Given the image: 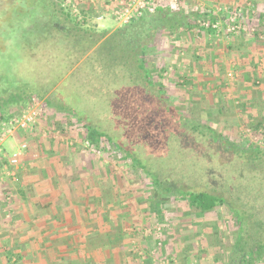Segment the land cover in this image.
Instances as JSON below:
<instances>
[{"label": "rangeland", "instance_id": "1", "mask_svg": "<svg viewBox=\"0 0 264 264\" xmlns=\"http://www.w3.org/2000/svg\"><path fill=\"white\" fill-rule=\"evenodd\" d=\"M58 1L77 21H84L80 26L93 39L103 40L122 28L110 14L109 0L103 4L101 0ZM38 3L39 0H0V8L7 9L0 17V75L10 84L18 79L24 82L41 77L44 81L43 77H47L46 85L53 86L55 99L51 107L40 100L24 106H8L6 113L11 117L30 105L42 111L28 130L17 129L6 137L1 148L10 156L24 143L22 156L30 149L36 154H30L34 162L64 159L70 162L64 170L66 173L72 176L73 171L77 179L85 178L87 191L94 198L100 195L101 200L100 206L91 205V212L95 216L102 212L104 223H108L107 232L118 230V233L109 232L108 237H122L109 247L107 257L102 253V261L142 264L147 259L149 264H229L235 257L232 244L236 235L231 215L218 207L201 217H193L185 201L176 198L161 206L155 204L147 176L124 158L121 148L127 149L148 172L169 178L175 166L180 169L189 156L179 146L180 141L172 144L168 134L158 129L155 119L153 127H147L144 133L150 134L147 130L153 135L157 133L162 146L156 147L151 139H143L138 117L131 121L139 136L137 144L129 143L134 136L129 138L124 133L123 102L114 109V112L121 110L120 119L112 115L110 104L114 89L125 82L123 71H117L114 76L112 70L104 68L97 75L88 67L76 70L70 77V72L60 75L64 67L57 60L32 61L22 51L18 41L23 33L21 25L38 18ZM159 7L167 9L170 16L179 13L187 17L188 23L196 20L208 23L213 19L216 23L213 32L205 28H195L190 33L179 29L165 36L155 33L152 37L154 50L150 61L155 67L166 69L162 82L172 103L194 123L209 127L236 147L264 149V18L260 19V15L264 17V0H175L173 3L164 0ZM128 109L133 110L134 106L128 105ZM67 110H76L82 121L69 116ZM85 121L109 139L102 138L96 147L88 148L83 140ZM255 124L260 127L254 129ZM159 127L163 129L161 124ZM53 144L55 152L48 150ZM60 151L65 155L61 156ZM233 159L230 169L241 171L245 176L241 180L243 185H249L252 191L256 174L264 177V159L256 167H251L245 159ZM21 161L17 167L8 165V171L17 172V182L21 180V169L27 172L29 167L28 162ZM58 178L56 185L62 179ZM192 183L196 181L182 179L180 185ZM254 187L257 190L256 184ZM252 195L247 196L253 198ZM256 264H264V259Z\"/></svg>", "mask_w": 264, "mask_h": 264}, {"label": "trees", "instance_id": "2", "mask_svg": "<svg viewBox=\"0 0 264 264\" xmlns=\"http://www.w3.org/2000/svg\"><path fill=\"white\" fill-rule=\"evenodd\" d=\"M38 4V18L21 25L23 33L18 39L22 51L29 59H55L64 67V72L60 75L70 72V77L75 75L76 70L88 67L93 68L97 75L104 68L112 70L114 76L117 71H123L125 82L114 89L110 104L112 115L120 119L121 110L114 112V109L123 102L124 133H128L129 138L130 135L134 136L133 139L128 138L129 143L137 144L139 136L136 134L137 129L133 130L135 125L131 121L138 117V126L145 136L143 139H151L156 147L162 146L157 133L153 135L150 130H147L150 134L144 133L156 121L158 129L168 134L172 144L180 141L179 146L186 149L189 156L187 162L180 169L176 165L171 177L162 178L155 171L148 172L127 149L121 148L124 158H128L147 176L154 203L161 206L171 198L185 201L190 214L197 218L222 207L231 215L236 225L232 244V254L235 257L231 258L229 264H256L264 259V177L256 174L253 180L257 190L252 180L251 191L249 185H243L245 183L241 180L245 176L241 171L230 169L234 164V157L245 159L251 167L258 166L257 163L263 162L264 149H240L209 127L194 123L177 109L166 94L162 82L166 69L157 68L150 61L154 50L151 39L155 33L165 36L179 29L190 33L195 28H203L199 20L188 23L187 17L179 13L170 16L167 9L157 7L152 13L133 19L102 40L87 35L80 26L84 21L80 22L72 17L70 11L58 0H39ZM0 9L2 17L7 9ZM211 22L214 23L215 19ZM207 30L213 32L210 28ZM74 67L76 69L72 71ZM46 78L43 77L44 81L40 77L24 82L18 79L10 84L4 82L0 75V121L11 117V114L6 113V108L10 105L24 106L40 100L51 107L55 95L52 93L53 86L46 85L49 80ZM117 78L120 79L118 76ZM128 105H133L134 109H128ZM240 107H243V103H240ZM67 111L76 121H82L76 110ZM163 111L166 115H163ZM160 124L163 129L159 127ZM259 127L260 124H255L253 128ZM83 128V140L90 146L96 147L97 141L108 138L87 121L83 122ZM114 146L119 148L117 143ZM182 179L196 183L183 187L180 185ZM236 190L238 192L232 194ZM250 192L253 193V198L247 196L252 194Z\"/></svg>", "mask_w": 264, "mask_h": 264}, {"label": "crops", "instance_id": "3", "mask_svg": "<svg viewBox=\"0 0 264 264\" xmlns=\"http://www.w3.org/2000/svg\"><path fill=\"white\" fill-rule=\"evenodd\" d=\"M48 150L55 152V145ZM32 153L29 149L20 158L29 166L27 172L21 169L20 182L8 177L7 159L0 161V264H109L100 257L102 253L107 257L109 247L122 237H108L118 230L107 232L102 212L98 216L91 212V205L100 206V195L94 198L85 178L64 171L70 162H55V158L34 162ZM60 155L65 153L60 151ZM57 177H62L58 185L54 184ZM142 264L149 262L146 259Z\"/></svg>", "mask_w": 264, "mask_h": 264}, {"label": "built area", "instance_id": "4", "mask_svg": "<svg viewBox=\"0 0 264 264\" xmlns=\"http://www.w3.org/2000/svg\"><path fill=\"white\" fill-rule=\"evenodd\" d=\"M164 0H109L110 2V14L115 21L121 26L127 25L133 19H137L146 13H152ZM175 0H171V3ZM236 13L234 17H236ZM201 27L211 30L216 29V23L206 21H199ZM235 28V27H234ZM233 28V29H234ZM41 108L28 106L25 110L20 112L17 116L10 117L7 120L0 121V161L7 159V164L10 167H17L23 152L26 149V145H18L17 150L10 156H7L4 149L1 148L5 138L10 136L15 130L26 131L31 125H33L37 118L41 115ZM88 148H92L87 142H85ZM93 151V150H91ZM6 170V169H5ZM8 176L12 178L13 182H17V172L8 171Z\"/></svg>", "mask_w": 264, "mask_h": 264}]
</instances>
